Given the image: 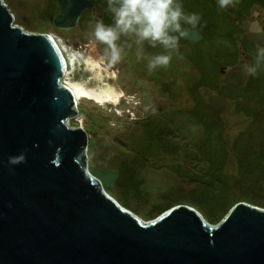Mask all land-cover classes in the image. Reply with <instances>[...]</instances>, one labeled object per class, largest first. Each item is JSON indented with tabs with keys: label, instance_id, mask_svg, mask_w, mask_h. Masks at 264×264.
Returning a JSON list of instances; mask_svg holds the SVG:
<instances>
[{
	"label": "water",
	"instance_id": "obj_1",
	"mask_svg": "<svg viewBox=\"0 0 264 264\" xmlns=\"http://www.w3.org/2000/svg\"><path fill=\"white\" fill-rule=\"evenodd\" d=\"M54 25L76 27L92 0H58ZM248 37L264 44V34ZM184 39L202 34L188 29ZM66 61L48 33L14 24L0 0V264H264V206L236 202L217 223L180 203L144 219L107 193L118 173L88 170V134L62 82ZM245 70L224 82L242 86ZM228 99L213 94L217 113ZM264 112V108H263ZM24 153L25 162L10 165Z\"/></svg>",
	"mask_w": 264,
	"mask_h": 264
},
{
	"label": "rangeland",
	"instance_id": "obj_2",
	"mask_svg": "<svg viewBox=\"0 0 264 264\" xmlns=\"http://www.w3.org/2000/svg\"><path fill=\"white\" fill-rule=\"evenodd\" d=\"M4 1L15 25L52 35L68 57H76L77 65H71L73 80L97 86L86 60L91 53L100 59L105 56V46L94 41L92 32L103 13L112 19L107 0H92L96 12H85L69 31L53 23L58 0ZM189 6L197 11V5ZM251 7L247 19L263 22L264 7L259 3ZM122 41L132 45L125 47L122 60L116 65L104 63L118 73V78L109 80L125 92L126 99L108 107L84 100L69 118L71 124H83L88 134L85 153L91 170L117 171L113 187L107 190L110 195L144 219L180 203L194 207L210 223L220 221L240 200L264 206V102L259 98L264 87L234 89L230 109L213 113L205 102L213 92L210 88L206 91L202 85L199 105L188 91L204 71L192 64L188 52L179 47L166 67L149 72L148 59L164 53L163 47L144 43L143 58L138 59L134 38L122 37ZM129 173L133 177L128 185ZM205 182L211 193L218 190L217 199L200 195L198 186Z\"/></svg>",
	"mask_w": 264,
	"mask_h": 264
},
{
	"label": "flooded vegetation",
	"instance_id": "obj_3",
	"mask_svg": "<svg viewBox=\"0 0 264 264\" xmlns=\"http://www.w3.org/2000/svg\"><path fill=\"white\" fill-rule=\"evenodd\" d=\"M181 2L186 12H197L202 17L200 24L195 28L185 26L187 30L194 29L200 32L202 34L200 41L189 42L184 37L180 38L184 44L180 43L179 47L184 53L188 52V56H190L192 64L196 68L204 70L201 77L192 84V88L188 91L190 94L193 93L191 96L194 99L193 103L199 105V102H196L198 100L197 94L202 96V85L207 87L206 91L210 88L213 92L209 93L205 102L207 103V108L213 113L217 112L209 106V97L216 94L227 98L229 101L227 109L222 113H217L223 114L231 107L233 102L231 95L234 89L242 88L243 86L255 87V84H257L256 86L264 87V61L259 64L255 75L248 74L246 71L249 65L256 63L258 51L264 49V44L253 42L248 37V34L251 32L264 34V21L261 22L262 19L248 20L247 18L251 15L249 11L252 7L238 6L235 8L232 4L238 2L236 0H233L228 8L223 9L219 7L217 0H181ZM260 4L264 7V2H260ZM189 5H197V11H191L192 9ZM96 9H98L97 6ZM94 12L96 10L91 11V13ZM104 15V13L100 15V19L103 20ZM257 24L259 27H256ZM237 66H241L245 70V84L234 86L225 83L224 77L226 73ZM219 76L222 77L220 81ZM259 98L264 102V90L261 91Z\"/></svg>",
	"mask_w": 264,
	"mask_h": 264
},
{
	"label": "clouds",
	"instance_id": "obj_4",
	"mask_svg": "<svg viewBox=\"0 0 264 264\" xmlns=\"http://www.w3.org/2000/svg\"><path fill=\"white\" fill-rule=\"evenodd\" d=\"M220 8H228L233 0H217ZM107 7L112 14V23L105 24L102 19L94 21L92 35L94 41L105 46L103 62L118 64L125 53V47L132 45L122 41V37L134 38L137 58H143V45L147 42L155 48L160 45L164 53L148 59V71L166 67L172 52L179 49V40L187 35L185 26L195 28L201 22V14L186 12L181 0H107ZM264 61V49L257 53L255 64L247 67V73L255 75L259 64ZM24 153L10 156V165L25 162Z\"/></svg>",
	"mask_w": 264,
	"mask_h": 264
},
{
	"label": "bare ground",
	"instance_id": "obj_5",
	"mask_svg": "<svg viewBox=\"0 0 264 264\" xmlns=\"http://www.w3.org/2000/svg\"><path fill=\"white\" fill-rule=\"evenodd\" d=\"M52 36V35H51ZM53 37V36H52ZM57 45L60 47L63 56L66 61V67L64 70V74L62 77V82L71 90L75 97L76 106L79 109L82 101L88 100L98 103L100 106L108 107L109 105H120L122 99L125 97V92L110 82L109 77L118 78L119 75L117 72H110L106 68V64L102 61V59L96 57L93 53L89 55L87 58V63L89 64V69L92 73H94L95 78L97 79V86L91 87L84 81H76L73 80L71 65H77L76 57H68L65 53V48L62 46L61 43L53 37ZM108 74H107V73ZM65 76V77H64ZM65 78V79H64ZM64 79V80H63ZM81 127L84 128L83 124ZM85 129V128H84ZM90 164H88V170L92 173L90 168ZM108 194H110L107 191Z\"/></svg>",
	"mask_w": 264,
	"mask_h": 264
},
{
	"label": "trees",
	"instance_id": "obj_6",
	"mask_svg": "<svg viewBox=\"0 0 264 264\" xmlns=\"http://www.w3.org/2000/svg\"><path fill=\"white\" fill-rule=\"evenodd\" d=\"M236 1H238V2H235L236 5H238V6H245V7H251L252 5H254L256 3H259L260 4V2H264V0H236ZM94 4H96V3H94ZM103 21H104L105 24L112 23V19L107 18V17L104 18ZM126 170H127V167H126ZM126 172L127 171H124V173H126ZM122 175H123V173H122ZM128 176H129V179L127 178L128 181L126 183L129 185L130 183H132V177H133V175L129 173ZM122 177L123 176H121V178ZM123 181L125 182V179ZM200 186L202 187L201 188L202 194H200V195H203V197H206V196H209L210 195V197H212L214 199H217L218 193H219L218 190L215 193L214 192L211 193V191L208 189L209 186H208V184L206 182H205L204 186H202V184H201L198 187H200Z\"/></svg>",
	"mask_w": 264,
	"mask_h": 264
}]
</instances>
